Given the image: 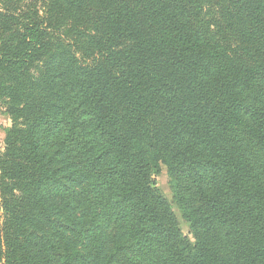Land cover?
<instances>
[{
	"label": "trees",
	"instance_id": "16d2710c",
	"mask_svg": "<svg viewBox=\"0 0 264 264\" xmlns=\"http://www.w3.org/2000/svg\"><path fill=\"white\" fill-rule=\"evenodd\" d=\"M0 104V264H264V0H0Z\"/></svg>",
	"mask_w": 264,
	"mask_h": 264
},
{
	"label": "rangeland",
	"instance_id": "374dc122",
	"mask_svg": "<svg viewBox=\"0 0 264 264\" xmlns=\"http://www.w3.org/2000/svg\"><path fill=\"white\" fill-rule=\"evenodd\" d=\"M12 126V119L7 113L6 107L0 104V153L5 151V142L9 129ZM158 189L164 198L168 201H173L172 179L165 166L161 167V172L154 176ZM177 220L182 228L183 234L189 236V227L185 220L182 218L179 211L175 210Z\"/></svg>",
	"mask_w": 264,
	"mask_h": 264
}]
</instances>
